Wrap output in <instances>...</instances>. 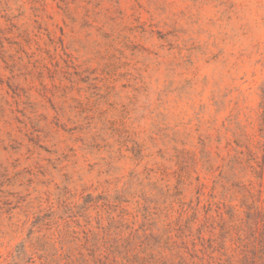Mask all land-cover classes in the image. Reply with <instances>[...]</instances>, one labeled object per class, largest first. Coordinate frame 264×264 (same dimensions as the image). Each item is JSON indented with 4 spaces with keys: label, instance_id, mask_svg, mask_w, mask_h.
<instances>
[{
    "label": "rangeland",
    "instance_id": "obj_1",
    "mask_svg": "<svg viewBox=\"0 0 264 264\" xmlns=\"http://www.w3.org/2000/svg\"><path fill=\"white\" fill-rule=\"evenodd\" d=\"M0 264H264V0H0Z\"/></svg>",
    "mask_w": 264,
    "mask_h": 264
}]
</instances>
